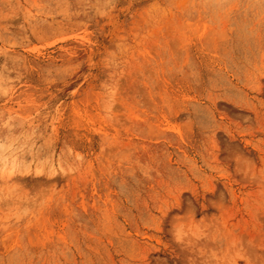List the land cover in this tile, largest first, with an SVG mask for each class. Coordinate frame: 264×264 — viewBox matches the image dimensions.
Segmentation results:
<instances>
[{"label": "rangeland", "instance_id": "rangeland-1", "mask_svg": "<svg viewBox=\"0 0 264 264\" xmlns=\"http://www.w3.org/2000/svg\"><path fill=\"white\" fill-rule=\"evenodd\" d=\"M0 264H264V0H0Z\"/></svg>", "mask_w": 264, "mask_h": 264}]
</instances>
